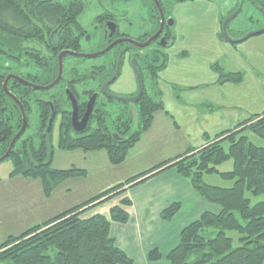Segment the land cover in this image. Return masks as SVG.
Here are the masks:
<instances>
[{
  "label": "trees",
  "instance_id": "obj_1",
  "mask_svg": "<svg viewBox=\"0 0 264 264\" xmlns=\"http://www.w3.org/2000/svg\"><path fill=\"white\" fill-rule=\"evenodd\" d=\"M82 11L83 4L79 0H0V157L22 124L20 107L3 90L6 76L13 74L36 85L49 83L57 69L58 51L73 49L72 45L77 44L83 34L78 22ZM32 42L40 43L48 52L43 55L40 50H33L29 45ZM180 56H186V51ZM149 58L148 61L135 60L143 84L139 99L133 104L107 99L105 108L91 114L85 129L75 131L72 128L70 106L64 101L67 111H56L61 116L57 147L62 150L103 149L112 165L120 164L127 150L150 128L153 112L164 108L159 99L158 76L166 67L168 54H155ZM113 63L106 64V72L112 71ZM67 65L70 67L66 70L68 74L76 76L70 82L78 84L84 79L77 68ZM32 66L35 70L30 71ZM210 69L217 76L216 84L237 85L244 80L243 71H225L218 62L212 63ZM85 76L93 75L87 73ZM106 76L101 74L102 79ZM146 80L150 81L147 88L144 86ZM262 80L264 84V76ZM6 87L20 101L26 116L25 128L7 157L13 161L10 177L40 180L43 194L48 197L52 184L56 186L60 179L85 175L83 169L50 168L52 125L47 129L53 111L46 102L50 91L36 90L12 78L7 80ZM43 91L47 92L43 94ZM32 109L36 123L33 133L25 135ZM247 131L264 139V109L249 114L230 129L212 136L203 134L204 143L199 147H188L181 154L32 225L18 235L6 236L0 241V261L9 264H134L110 236L112 222H127L125 207L130 205V200L122 198L119 204L109 209L107 216L84 214L128 188L173 168L188 179L199 197L219 209L217 212L204 211L183 226L177 244L164 256L167 262L264 264V199L250 204L245 195L249 192L255 197H264V147L254 145L245 134ZM113 133L120 138H114ZM225 142L227 150L223 147ZM229 158L233 160V170L219 172L215 166ZM214 173L225 179H234L232 185L224 188L205 184L203 176ZM179 209L180 203L173 202L161 211L160 216L163 220H171ZM229 232L237 235L236 247L232 246L233 239L227 235ZM161 257L157 249L146 255L149 261Z\"/></svg>",
  "mask_w": 264,
  "mask_h": 264
},
{
  "label": "rangeland",
  "instance_id": "obj_2",
  "mask_svg": "<svg viewBox=\"0 0 264 264\" xmlns=\"http://www.w3.org/2000/svg\"><path fill=\"white\" fill-rule=\"evenodd\" d=\"M79 1L83 4V11L78 15V22L92 34H95L93 27L97 17L105 13L106 10L112 11L111 9H113L116 10V12L125 11L132 2L135 12L129 17L133 26H137L136 22L140 20L139 15L141 13V8L138 0ZM216 2L219 6L218 12H213L211 10L212 5H208V3H210L208 0H194L193 3H183L177 8L178 10H176L177 13L175 14L176 40L173 46L168 49V67L163 74L162 71L166 67L161 70L158 76V89L161 93L159 99L164 103V108L163 110H156L153 112V120L150 128L143 132L139 140L127 150L125 158L120 164L112 165L107 158L106 151L103 149L93 151H86L81 148L71 150L59 149L57 147L60 123L58 114L52 123L51 144L53 146V151L50 168L60 170L71 168L83 169L86 171L85 175L60 179L58 182L56 181L57 185L54 186V184H52L49 196L46 197L43 194V188L38 179H29L26 184L23 182L22 184H17L15 182L10 183L8 181L10 177L9 173L13 170V161L11 158H7L0 163V180H2V182H0V206H3V209L0 210V241L8 235H18L27 229L28 226H30L29 222L32 221L28 214L31 204L32 207L34 204H43L42 201L44 197L46 199L44 202L46 209L48 211L52 209L54 216L60 211H64L73 205L82 203L103 190L125 181L128 177L144 172L167 159L181 154L188 148V145L190 147H196V144L193 142L189 144L183 137V128H180L179 120L181 115L188 112H180L178 109L179 106L193 108L194 105H196V111L201 112L206 107L208 110L209 108L210 110L223 108L226 106L224 100H232L236 103V99L243 98L242 100H244V102L238 110V121H234L233 116H229L227 120V122H229L226 127L227 129L232 128L246 117L247 108L259 109L260 106L263 108L264 84L261 78V82L258 80V84L255 83L252 85L250 81L248 87H246L244 82L239 88L241 91V93L239 92V97L236 96L237 89L235 87L240 84L233 85L230 83V88L227 89L226 82L217 84L219 85L217 89L210 90V87H212L211 83L215 80V76L210 70V64L215 60H217L221 66L223 63H231V57L228 53L223 51L225 50L224 48L226 47L230 52L234 53L239 49L247 47L248 44L246 43H250L247 42L250 41L249 39L261 36H251L245 41L234 45L226 41H217L215 36V32L217 31L215 17H218L221 12L222 14L225 13L227 11V6L233 1L216 0ZM214 4L216 3L214 2ZM220 7H223L222 10ZM129 9H131V7H129ZM235 22L236 29H231L228 33L232 38H240L246 33L256 30V24L249 21H240L239 18ZM29 45L33 50H40L43 55L48 52L40 43L32 42ZM181 51H186L187 56L185 58H181L183 57L180 56ZM101 60H103V58L100 56L91 57L86 60L85 65H97ZM237 62L238 61H233L230 65L236 66ZM250 62L251 60L249 64ZM254 64L264 66V63L258 60H254ZM223 68L225 71L228 70L227 65ZM33 70H35V66H32L30 69V71ZM248 70H250V68ZM149 83L150 81L146 80L144 86L147 88ZM259 88H261L262 93H260ZM110 89L120 95H128L135 91V77L131 65L127 60L123 62L120 75L114 83L111 84ZM46 92L47 91H43V94ZM197 99L200 100V103L193 102L197 101ZM208 99H216L215 102L221 101L220 106L208 104L206 101ZM179 103H182V105H179ZM107 109L110 110L108 107ZM220 111L225 113L222 110ZM255 112L256 110H250L249 114ZM244 113L245 117H243ZM172 115H174L173 120ZM28 119L29 127L25 135L33 133V128L36 123L34 109H32ZM176 124L178 127H176ZM245 134L254 145L264 147V139L249 131ZM34 141L37 142L36 138ZM223 147L227 150L228 144L225 142ZM215 167L219 172L232 171L233 160L229 158ZM117 180L122 181L118 182ZM202 180L205 184L211 186L228 188L232 185L234 179H225L219 174L214 173L205 174ZM245 195L249 198L250 204L264 199L262 195L255 197L249 192ZM41 197L42 199L39 200ZM20 216H23L25 220H18ZM227 235L233 239L232 246L236 247L237 235L234 232H229ZM0 264L9 263L7 261H0Z\"/></svg>",
  "mask_w": 264,
  "mask_h": 264
},
{
  "label": "crops",
  "instance_id": "obj_3",
  "mask_svg": "<svg viewBox=\"0 0 264 264\" xmlns=\"http://www.w3.org/2000/svg\"><path fill=\"white\" fill-rule=\"evenodd\" d=\"M249 40L250 41L247 42L250 43H246L248 44L247 47L239 49L238 51L234 50V53L230 52L226 47L224 48L225 50H223L230 55L231 63H233V61L238 62L236 66H231V63L227 64L228 62L223 63L222 66L225 67L227 65V71H243L244 73V80L240 85L235 87L237 89V97L240 95L239 92L241 93L239 88L244 82L246 87H248L250 81L252 85L255 83L258 84V80L261 82L262 76H264V66L254 64V60L264 63V34ZM217 41L221 40L217 38ZM186 56L181 58H185ZM250 60L251 62L249 64ZM216 61L217 60L213 63ZM167 67L168 64L162 71V74L166 71ZM249 68L250 70H248ZM251 72L254 73V77ZM213 74L215 80L211 83L212 87H210V90H215L219 86L215 83L217 76L214 72ZM230 85V83H227V89L230 88ZM259 89L260 93H262L261 88ZM242 99L243 98L236 99V103L232 100H224L226 106L221 104L224 106L223 108L212 110L209 108L208 110L206 107L201 112L196 111V105H194L193 108L179 106L178 109L180 112H188L181 115L179 120L180 128H183V137L185 138V141H188L189 144L193 142L197 145L196 147H199L204 143L202 139L203 134L212 136L227 129L226 127L229 124L227 120L229 116H233L234 121H238V110L244 102ZM199 101L200 100L197 99V101L193 102L200 103ZM206 101L213 106L214 104L220 106L221 103V101L215 102L216 99H208ZM179 105H182V103H179ZM262 109H264V106L263 108L260 106L259 109L247 108L246 117L250 113V110H256V112H258ZM220 110L225 113H222ZM243 117H245V113ZM173 119L174 115H172V120ZM176 127H178V125ZM187 147L190 146L188 145ZM27 180L29 179L22 177H9L8 179L10 183L15 182L17 184H22V182L26 184ZM117 181L120 182L122 180ZM0 182H2V180H0ZM124 197H127L131 202L129 206L125 207V210L128 213V220L125 223L112 222L110 226V236L115 240L117 246L133 259L134 264H169L164 256L177 244L179 233L183 226L196 219L204 211L217 212L219 209L216 205L207 203L199 197L197 192L191 187L188 179L180 176L175 169L168 168L147 179L145 182L128 188L121 195L115 196L90 208L85 212L84 216L96 213L107 216L109 209L112 206L119 204L120 200ZM41 199L42 197L39 200ZM43 199V204H34L33 207L31 204L30 206V210L28 211V214L32 219V221L29 222L30 226L53 217L52 209L49 211L46 209V206L44 205L46 199L45 197ZM173 202L180 203L179 211L171 218V220H163L160 216L161 211ZM1 209H3V206H0V210ZM18 218V220H25L23 216ZM152 249H157L162 254V257L159 260L149 261L146 259L147 253Z\"/></svg>",
  "mask_w": 264,
  "mask_h": 264
},
{
  "label": "flooded vegetation",
  "instance_id": "obj_4",
  "mask_svg": "<svg viewBox=\"0 0 264 264\" xmlns=\"http://www.w3.org/2000/svg\"><path fill=\"white\" fill-rule=\"evenodd\" d=\"M123 1H130V0H123ZM138 1L140 3L141 13L139 15L140 20L136 22L137 26L136 25L133 26V23L129 17L135 12L133 2L129 6L131 7V9L127 7L125 11L116 12V10L113 9H111L112 11L106 10L105 13L101 14L99 17H97V19H95L96 23L94 24L93 27L95 30V34H92L85 27L80 25L81 26L80 31H82L83 34L80 35L78 43L72 45L73 49L63 48L62 50L58 51L56 57L57 69L54 73L55 76L49 83L45 85L52 83L58 75V70H59L58 54L64 50H68L73 54L64 56L60 79L54 87L48 89L50 92L48 96H46L47 97L46 102L48 103L50 109L53 111V119L51 125L54 121V118L57 115L56 111H59V113L63 110L67 111V109L64 108L65 107L64 101H67L70 106L68 111L70 113L69 118H70V124L72 126L71 103L67 96L68 90L73 94L77 102L78 121H80L83 116L88 100L90 99L92 94L95 93L97 94V96L92 106V110L86 121L85 127L83 128L85 129L90 120L91 114L95 113V110H98L102 107L105 108L104 106L108 103L107 99H111L107 96L106 93L102 91V85L113 74L118 57H120V67L116 79L120 75L123 62L126 60L131 65V62L135 64V60H139L140 58H142L144 61L145 60L148 61L150 59L149 57L155 54L156 55L168 54L169 53L168 49L173 46L176 40L175 14L177 13L176 12V10H178L177 8L183 3L194 2V0H138ZM230 1L233 2L230 5L228 2L229 6H227L226 8L227 11L223 14L221 12L218 17H215L217 23L216 24L217 31L215 32V34L218 39L224 42L225 41L229 42L226 40L225 35L223 33V22L228 17L230 18L225 25V30H227L226 31L227 34L231 29L232 30L236 29L235 21L239 18L240 21H244V22L249 21L251 23L256 24L255 27L256 30L264 28V9H263L264 0H238V1L230 0ZM208 2L211 3V4L208 3L209 6L212 5L211 10L213 12H218L219 6L217 5L216 0H208ZM214 2L216 4H214ZM222 8L223 7H220L221 10ZM262 34L264 33H261L259 35ZM144 43H147V45L143 47L139 46V44H144ZM229 43L232 45L236 44L231 42ZM109 46L111 47L108 50H106ZM105 50L106 52H104L101 55H98L100 57L103 56V60H101L99 64L90 65V66L85 65L86 60L91 58V57H86V55L100 53ZM67 57H73V58L69 60L67 59ZM110 62H114L113 69L110 73H108L105 70L106 69L105 66L108 63L110 64ZM67 64H71V67L74 66L75 69L77 68V70L79 71L78 73H80L81 75L80 77H84V79L79 81L78 84L75 83L73 84L72 82H70L74 80L76 76L75 74L74 75L68 74L66 70L69 69L70 67H68ZM87 73H91V75L93 76L90 77L88 76L89 78H86L85 74ZM101 74L103 75L106 74L107 75L106 78L102 79ZM133 74L136 82V89L134 92L128 95H120L113 92L110 89V86L112 83H114L116 79H114L110 84L106 86V92L114 95H120L126 97L134 96L137 92V79L134 70H133ZM8 75H13V74H8ZM99 77L102 79L101 81H99L100 79ZM30 84H34V83H30ZM78 104H80V107L78 106ZM58 115L60 119L61 116L60 114ZM113 136L116 139L120 138L115 133H113Z\"/></svg>",
  "mask_w": 264,
  "mask_h": 264
},
{
  "label": "water",
  "instance_id": "obj_5",
  "mask_svg": "<svg viewBox=\"0 0 264 264\" xmlns=\"http://www.w3.org/2000/svg\"><path fill=\"white\" fill-rule=\"evenodd\" d=\"M229 18L230 17L226 18L224 20V22H223V33L225 35L226 40L231 42V43H240V42L245 41L246 39H248L251 36H255V35H259L261 33H264V28H262V29H259V30H254V31L248 32L245 35H243L242 37L234 39V38L230 37L227 34L226 30H225V25H226L227 21L229 20ZM146 45H147V43L139 44L140 47H143V46H146ZM110 47L111 46H109L106 50H108ZM106 50L102 51L100 53L88 54V55H86V57H96V56L101 55L104 52H106ZM72 54L73 53L68 51V50L61 51L58 54V66H59L58 75H57L56 79L52 83H50L48 85H43V86L42 85H34V84L28 83L27 81L21 79L18 76H15V75L6 76V78L4 80V83H3V90L6 93V95H8L20 107L21 114H22V124H21V127L18 130V132L12 138V140H11L9 146H8L7 151L0 157V163L2 161H4L9 156L16 139L23 132V130L25 128V125H26V116H25V113L23 111L22 105H21L20 101L18 99H16V97L14 95H12L7 90V87H6L7 80L9 78L16 79L19 82H21V83H23L25 85L31 86L32 88H34L36 90H48V89H51L52 87H54L57 84V82L60 79L64 56L72 55ZM131 65H132V68L134 70V73H135V76H136V79H137V92H136V94L134 96H131V97H126V96L114 95V94L106 92V86L108 84H110L114 79H116V77L118 75L119 67H120V57H118L117 63H116V67H115V70H114L113 74L102 85V91L104 93H106L109 98L114 99V100H118V101H122V102H131V103H134V102H136L139 99V97L141 96L142 91H143V85H142L140 74H139L135 64L133 62H131ZM67 96H68V98L70 100V103H71V122H72V126H73L74 130L80 131V130H82L85 127L86 121H87L88 116H89V114H90V112L92 110V106L94 104V101H95V98H96L97 94H95V93L92 94V96L88 100V102L86 104L85 111H84L83 116H82L80 121L77 120V108L78 107H77L76 99L74 98L73 94L69 90L67 92ZM52 119H53V113L51 114L50 119H49L48 129L51 126Z\"/></svg>",
  "mask_w": 264,
  "mask_h": 264
},
{
  "label": "bare ground",
  "instance_id": "obj_6",
  "mask_svg": "<svg viewBox=\"0 0 264 264\" xmlns=\"http://www.w3.org/2000/svg\"><path fill=\"white\" fill-rule=\"evenodd\" d=\"M237 1H238V0H237ZM238 5H239V3H238ZM238 5H237V6H238ZM238 7H239V6H238ZM248 7H249V6H248ZM263 9H264V8H263ZM226 31H227V30H226ZM125 185H126V184H125ZM127 185H128V184H127ZM125 190H126V189H125ZM99 216H100V215H99Z\"/></svg>",
  "mask_w": 264,
  "mask_h": 264
}]
</instances>
